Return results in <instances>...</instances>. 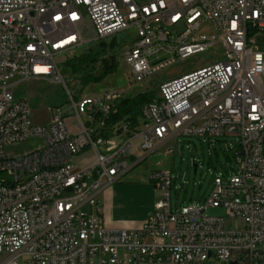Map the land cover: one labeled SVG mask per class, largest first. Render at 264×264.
<instances>
[{
	"label": "built area",
	"instance_id": "1",
	"mask_svg": "<svg viewBox=\"0 0 264 264\" xmlns=\"http://www.w3.org/2000/svg\"><path fill=\"white\" fill-rule=\"evenodd\" d=\"M86 17L97 41L136 30L121 55L133 81L217 44L223 59L162 81L134 125L112 119L133 89L111 88L71 95L74 115L59 108L48 124H36L15 86L30 78L65 82L59 56L88 41ZM206 27L211 32L200 34ZM261 42L264 0H0V264H264ZM160 50L171 57L152 64ZM110 51L117 57L116 46ZM181 133L236 135L237 172L215 177L205 206L173 210L171 169H154L148 177L158 195L141 226L107 225L102 188L142 161L136 149L156 151ZM31 138L38 142L30 150L8 149ZM91 145L92 156L77 165L74 157ZM207 205L227 215H211ZM237 217L241 226L228 222Z\"/></svg>",
	"mask_w": 264,
	"mask_h": 264
},
{
	"label": "rangeland",
	"instance_id": "2",
	"mask_svg": "<svg viewBox=\"0 0 264 264\" xmlns=\"http://www.w3.org/2000/svg\"><path fill=\"white\" fill-rule=\"evenodd\" d=\"M182 28L179 31L173 32L176 40L183 32ZM210 28H204L201 33H209ZM84 37L86 41L82 46L78 47L71 55L65 54L59 56V65L62 71L65 82L52 81L50 79H25L15 86L16 96L27 97L32 106V120L36 124H48L53 115L59 113V108L63 110V115L70 117L75 114V109L72 106V98L78 99L85 93L97 94L104 89H125L130 92L133 89L134 93L138 92H154V95H160V83L164 80L188 73L197 68L214 64L223 59V49L219 44L212 46L206 50L193 53L187 57H177L176 60L159 70L143 81L137 82L131 80V71L127 63L122 58L123 49L127 48L135 41L137 32L134 28L123 30L109 37L107 42H114V46L118 49V66L113 73L108 74L99 82L91 81L84 85L79 81L78 73L73 70L69 64L72 56L80 54L86 46L95 45L99 41L95 38V31L90 28L89 20L83 22ZM261 48H264V43H260ZM171 57V53L160 50L150 56L152 64L160 62ZM153 95V96H154ZM81 118L85 123L90 125L91 115L81 114ZM100 125L99 118H96L92 123L95 128ZM138 139H136L137 141ZM237 136L234 134H225L221 136H210L209 134H178L175 138L163 144L159 149L150 153L146 159L138 163L134 168L123 174L121 183L129 178L130 181L144 182L149 180V174L157 168L171 169V205L172 209L176 210L182 204L197 203L199 206H205L208 197L214 187V180L218 174H221L225 179L230 174L237 172L235 160V151L237 150ZM37 139L30 140L18 144L10 145L8 149L14 154L25 152L34 148ZM98 149L101 152H106V145L98 144ZM172 152H169V148ZM92 145L82 154L75 156L76 162L83 160L85 156L92 153ZM4 178H10V175L3 172ZM125 179V180H123ZM114 184V185H116ZM113 185V186H114ZM119 186V184H118ZM123 186L118 188L123 189ZM142 186L141 191H137L130 197H121L113 202V207L119 219H129L139 209V205L150 199L151 194L158 195V191L154 185L151 189H145ZM87 208V206H84ZM205 212L211 215L226 216V209L222 205L214 206L207 205ZM234 226H241L243 219L235 218L233 221L228 220Z\"/></svg>",
	"mask_w": 264,
	"mask_h": 264
},
{
	"label": "trees",
	"instance_id": "3",
	"mask_svg": "<svg viewBox=\"0 0 264 264\" xmlns=\"http://www.w3.org/2000/svg\"><path fill=\"white\" fill-rule=\"evenodd\" d=\"M113 45L114 42L99 41L95 45L86 46L80 54L70 58L69 64L78 73L80 82L84 85L91 81L99 82L116 70L119 62L116 54L110 51ZM153 95L154 92H138L124 97L116 104V112L112 119L126 117L132 125L138 123L141 107L151 100Z\"/></svg>",
	"mask_w": 264,
	"mask_h": 264
},
{
	"label": "crops",
	"instance_id": "4",
	"mask_svg": "<svg viewBox=\"0 0 264 264\" xmlns=\"http://www.w3.org/2000/svg\"><path fill=\"white\" fill-rule=\"evenodd\" d=\"M136 152L138 154V158H142V161L146 159L150 153H152V152L145 153L144 151H141L139 149H136ZM169 152H172V151H169ZM91 156H92V153L89 156H85L83 160H79L78 162H76L77 165L83 166L85 164L86 158L91 157ZM121 180H122V177L119 178L115 182L106 184L102 188V190L98 193V198L103 208L102 218L104 222L111 227L137 228L141 226V224L144 222V220L148 216L150 210L153 208V204L157 196L155 194H151L150 199L148 201L139 205V209L135 213L134 216L132 215L129 219H119L113 207V202H115L116 199L121 198V197H130L134 195L137 191L140 192L141 189L139 188H141L144 185L146 187L145 189H148V188L151 189L153 186V184L148 179H146L144 182L142 181L132 182L129 180V178H127L126 180L123 179L125 181L118 183L119 186H123L124 184L123 189H120L118 188L119 186L116 183Z\"/></svg>",
	"mask_w": 264,
	"mask_h": 264
}]
</instances>
